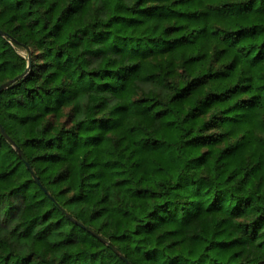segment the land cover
Masks as SVG:
<instances>
[{"label":"trees","instance_id":"obj_1","mask_svg":"<svg viewBox=\"0 0 264 264\" xmlns=\"http://www.w3.org/2000/svg\"><path fill=\"white\" fill-rule=\"evenodd\" d=\"M11 80L0 264H264V0H0Z\"/></svg>","mask_w":264,"mask_h":264},{"label":"water","instance_id":"obj_2","mask_svg":"<svg viewBox=\"0 0 264 264\" xmlns=\"http://www.w3.org/2000/svg\"><path fill=\"white\" fill-rule=\"evenodd\" d=\"M31 60H32L31 57H28V66H27V68L25 69V71H24L22 74L18 75L17 78H21L23 75H25V74L28 73L29 69L31 68ZM13 81H14V80H11V81H7V82H4V83L0 84V93H1L4 89H6V88L10 85V83H12ZM0 130H1V132L7 137V139H9V140L12 142V144L14 145V147L18 149V146L16 145V143H14V141H13V140L10 138V136L7 134V132L5 131V129H4L3 125L1 124V122H0ZM32 172H33V171H32ZM35 179H36L37 181H39V179H38L37 176H35ZM121 256H122L123 258H125L123 255H121ZM127 263L130 264L128 261H127Z\"/></svg>","mask_w":264,"mask_h":264},{"label":"rangeland","instance_id":"obj_3","mask_svg":"<svg viewBox=\"0 0 264 264\" xmlns=\"http://www.w3.org/2000/svg\"><path fill=\"white\" fill-rule=\"evenodd\" d=\"M18 50H19V52H20L22 55H24V56L27 55L26 50H24V49H18Z\"/></svg>","mask_w":264,"mask_h":264}]
</instances>
